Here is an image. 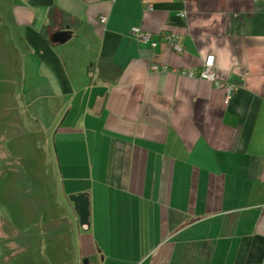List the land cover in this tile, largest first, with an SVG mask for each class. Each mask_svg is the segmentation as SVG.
Returning a JSON list of instances; mask_svg holds the SVG:
<instances>
[{
	"label": "crops",
	"instance_id": "obj_1",
	"mask_svg": "<svg viewBox=\"0 0 264 264\" xmlns=\"http://www.w3.org/2000/svg\"><path fill=\"white\" fill-rule=\"evenodd\" d=\"M0 217V264H264V0H0Z\"/></svg>",
	"mask_w": 264,
	"mask_h": 264
},
{
	"label": "built area",
	"instance_id": "obj_2",
	"mask_svg": "<svg viewBox=\"0 0 264 264\" xmlns=\"http://www.w3.org/2000/svg\"><path fill=\"white\" fill-rule=\"evenodd\" d=\"M146 7L149 9L151 8V3L149 1L146 4ZM102 22L107 21V17L103 16L101 18ZM132 34L141 42H151L153 45H156L157 43L153 41V34L150 31H147L142 26H134L132 28ZM166 39L173 45L174 49L176 51H181L182 48L180 44L177 41V35L171 34L166 37ZM216 59L214 55L208 56L205 63L203 64L202 70L200 72V78L208 80L214 84V86L218 89H221L226 94V100L229 102L231 100L232 96L235 94V91L238 87L237 82H229L225 78L221 77L215 67ZM161 69L166 70L167 66H160L158 63H154L151 67L152 71H160ZM190 77H194L196 74L194 73V70L189 71L187 73Z\"/></svg>",
	"mask_w": 264,
	"mask_h": 264
},
{
	"label": "water",
	"instance_id": "obj_3",
	"mask_svg": "<svg viewBox=\"0 0 264 264\" xmlns=\"http://www.w3.org/2000/svg\"><path fill=\"white\" fill-rule=\"evenodd\" d=\"M72 37V32L70 30H61L57 32L53 37L54 43H64ZM71 200L75 203V208L80 216L81 224L84 226L90 225V199L86 192L80 194L72 195ZM3 218L0 217V234H3L1 224ZM84 264H98L97 255L90 256L86 258Z\"/></svg>",
	"mask_w": 264,
	"mask_h": 264
},
{
	"label": "rangeland",
	"instance_id": "obj_4",
	"mask_svg": "<svg viewBox=\"0 0 264 264\" xmlns=\"http://www.w3.org/2000/svg\"><path fill=\"white\" fill-rule=\"evenodd\" d=\"M4 75H6V74H4Z\"/></svg>",
	"mask_w": 264,
	"mask_h": 264
}]
</instances>
